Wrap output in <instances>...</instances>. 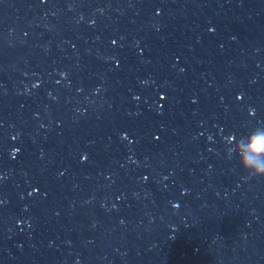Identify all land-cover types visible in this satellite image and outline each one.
Returning <instances> with one entry per match:
<instances>
[{
	"label": "water",
	"instance_id": "95a60500",
	"mask_svg": "<svg viewBox=\"0 0 264 264\" xmlns=\"http://www.w3.org/2000/svg\"><path fill=\"white\" fill-rule=\"evenodd\" d=\"M264 0H0V264H264Z\"/></svg>",
	"mask_w": 264,
	"mask_h": 264
},
{
	"label": "clouds",
	"instance_id": "9594fccd",
	"mask_svg": "<svg viewBox=\"0 0 264 264\" xmlns=\"http://www.w3.org/2000/svg\"><path fill=\"white\" fill-rule=\"evenodd\" d=\"M261 125L250 129L243 136L246 143L242 148L234 149L240 169L247 172L248 177H264V132L256 130Z\"/></svg>",
	"mask_w": 264,
	"mask_h": 264
}]
</instances>
